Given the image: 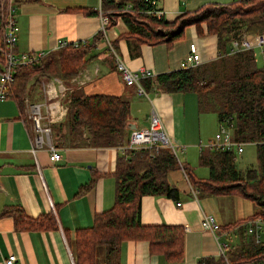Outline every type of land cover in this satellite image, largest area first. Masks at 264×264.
Wrapping results in <instances>:
<instances>
[{
	"label": "crops",
	"instance_id": "1",
	"mask_svg": "<svg viewBox=\"0 0 264 264\" xmlns=\"http://www.w3.org/2000/svg\"><path fill=\"white\" fill-rule=\"evenodd\" d=\"M10 2L18 27L17 51L48 52L57 48L59 40L91 43L100 29L99 14L86 12L99 11L100 0ZM205 2L157 0L155 6L163 11L166 18L172 19ZM126 31L125 24L117 20L105 30V38L115 41L116 52L129 68H147L154 75L179 68V62L191 42L196 44L202 61L215 58L219 52L216 36L207 33L204 24L185 27L183 36L171 45L141 44L132 50L126 38L120 36ZM105 38L94 40L88 47L85 62L71 78V84L86 95H119L128 100L126 137L131 129L147 126L151 111H155L173 143L174 151L166 148L175 154L180 164L179 168L166 173L168 183L179 190L178 199L143 195L139 216L142 224L165 223L181 228L183 248L180 258L168 260L160 252L150 250L147 240L129 239L120 245L119 264H223L226 259L224 252L242 238V233L237 230L239 225L213 233L201 227V217L203 214L212 215L216 223L224 227L251 215L256 208L254 202L238 194H209L191 184L182 165L186 164L194 178L205 179L208 172L204 170L198 177L196 170L189 165L188 152L196 149V138L199 154L201 150L206 151L211 141L199 138V127L196 128L195 122L202 113L197 109L195 93L166 92L155 86L146 89V94L137 93L134 86H126L122 82ZM226 49H230L229 43ZM9 99L12 101H0V264L9 254L16 255V264H74L67 240L73 239L78 228L91 226L95 214L111 207L117 158L131 149L125 148L126 141L118 146H91L63 145L52 139L60 158L51 162L45 145L35 152L31 150L27 128L30 120L11 95ZM62 102L66 106L65 99ZM51 137H55L53 133ZM177 202L180 205H176ZM15 207H20L25 215L32 218L52 212L56 228L16 229L12 215H1L3 209L13 212ZM219 243L226 244L222 252Z\"/></svg>",
	"mask_w": 264,
	"mask_h": 264
},
{
	"label": "trees",
	"instance_id": "2",
	"mask_svg": "<svg viewBox=\"0 0 264 264\" xmlns=\"http://www.w3.org/2000/svg\"><path fill=\"white\" fill-rule=\"evenodd\" d=\"M156 1L100 0L101 15L106 18L104 28L106 30L121 20L127 31L120 36L126 38L131 50L141 44L171 45L190 25L204 24L206 32L216 36L217 49L223 55L195 66L157 73L143 78L141 84L145 90L155 86L166 92H194L200 113H215L218 122L224 126L234 119L232 130L226 127L234 142L255 145L256 164L243 172L235 167V148L208 147L206 151H200L199 163L208 168L205 179L194 178L186 164L182 166L191 184L200 191L238 194L254 202L256 208L251 215L224 227L217 225L216 233L239 225L237 230L242 233V238L227 247L226 260L229 264H264V239L256 242L254 232L246 229L247 221L264 220V68L256 64V47L231 53L226 49L234 38L264 34V0L204 3L172 19L166 18L155 6ZM88 11L98 14L95 10ZM102 34L98 30L91 43L61 45L46 52L36 63L19 66L14 72L11 96L20 109L24 97L38 80L57 77L70 87L65 95L67 111L63 121L51 124L55 143L118 146L126 141L129 101L119 95H86L70 82L83 66L88 47L94 40L101 39ZM114 43V40L109 41L116 52ZM29 82L30 87L27 86ZM179 167L175 154L166 147L130 150L119 156L114 170L113 204L95 214L91 226L78 228L73 239L67 240L74 264H119L120 245L129 239L147 240L150 250L160 252L168 260H178L183 248L181 228L165 223L142 224L139 216L143 195L178 199L179 190L168 183L166 173ZM2 214L13 216L16 229L56 228L52 212L32 218L20 207H15L13 212L3 209Z\"/></svg>",
	"mask_w": 264,
	"mask_h": 264
},
{
	"label": "built area",
	"instance_id": "3",
	"mask_svg": "<svg viewBox=\"0 0 264 264\" xmlns=\"http://www.w3.org/2000/svg\"><path fill=\"white\" fill-rule=\"evenodd\" d=\"M155 12L159 11L156 10ZM98 14L101 20L99 30L103 32L102 35L105 38L104 24L106 23V18L101 15L100 7ZM17 32L18 27L12 14L10 0H0V101L12 94L11 88L16 68L36 63L39 58L46 53L43 51H17L15 49ZM105 40L113 53L114 66L122 82L126 86H134L137 93L146 94L141 80L154 76V73L143 67L138 69L129 68L110 46L108 39L105 38ZM66 43V40H59L57 47ZM254 47H258L259 50L264 53V34H253V36L243 35L239 38H234L230 40V49L227 50V52L231 53L240 50H248ZM223 54V52L219 51L215 57ZM201 62L202 60L197 46L195 43L191 42L188 46L187 54L179 62V68L195 66ZM68 88L67 84L62 82L59 78H48L42 84V89L46 97H44L43 101L31 104L25 114L26 118L30 120V124L27 128L30 134L31 150L35 152L37 148L45 145L48 151V158L51 162L60 158L56 145L51 139V124L62 120L66 115L67 108L62 102V99H65ZM219 124V129L214 134V140H211L207 146L220 150H231L235 148L238 154L242 152L241 142L238 144L235 143L229 129L223 124ZM160 147H170L172 151H174L173 143L159 115L155 111H151L147 126L130 130L126 138L125 148L131 150L141 148L158 150ZM176 205H180V202H177ZM200 224L201 227L216 233L218 224L212 215L203 214ZM246 229L251 233L254 232V239L256 242L264 239V220L256 218L252 221H247ZM225 246V243H219V250L222 252ZM16 259L15 254H9L3 258V264H16ZM224 261L225 264H229L226 259Z\"/></svg>",
	"mask_w": 264,
	"mask_h": 264
},
{
	"label": "rangeland",
	"instance_id": "4",
	"mask_svg": "<svg viewBox=\"0 0 264 264\" xmlns=\"http://www.w3.org/2000/svg\"><path fill=\"white\" fill-rule=\"evenodd\" d=\"M230 1L232 0H206L205 3H210V2L225 3V2H230ZM254 56H255V61H256L257 66L264 68V54H261L257 47L254 48ZM46 80L47 78L42 79L40 82L38 80L36 85L33 86V90L24 97L23 104L20 106L23 114H26V111L28 110L31 104L44 100V97H46V95L43 90L44 88L42 89V84ZM30 85H31V82H29L27 86L30 87ZM39 95L41 96L40 99L38 98ZM5 100L12 101L11 99H9V96ZM234 123H235V120L232 119L231 124L230 125L226 124V127H229L230 130H232V128L234 127ZM195 126L196 128L199 127V138L202 139L203 141L207 140L208 142V140H212V138L214 137V134L218 131L219 122L217 121V117L215 113L208 112V113H202L196 117ZM196 132H198V129H196ZM51 139L53 138L51 137ZM197 142H198V139L196 138V146H195L196 149L192 148L188 152L190 155L189 165L192 167V169L194 168L196 170L198 177H200L202 176L204 170H206L207 172L208 170L205 166H202L198 162L199 148L197 147ZM242 150L243 151L239 154L235 153L236 155L235 156V167L236 169L240 171H243L248 166H255L256 164L255 145L253 143H243ZM207 174L208 173H206V175ZM207 176L205 178H207Z\"/></svg>",
	"mask_w": 264,
	"mask_h": 264
}]
</instances>
